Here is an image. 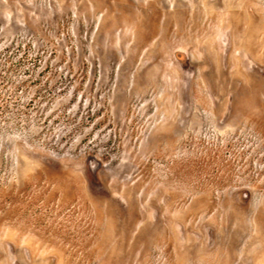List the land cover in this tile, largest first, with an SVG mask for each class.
<instances>
[{"label": "rangeland", "instance_id": "1", "mask_svg": "<svg viewBox=\"0 0 264 264\" xmlns=\"http://www.w3.org/2000/svg\"><path fill=\"white\" fill-rule=\"evenodd\" d=\"M0 264H264V0H0Z\"/></svg>", "mask_w": 264, "mask_h": 264}]
</instances>
